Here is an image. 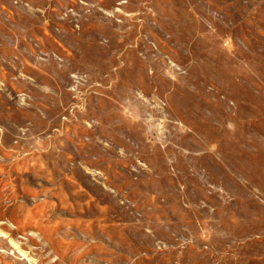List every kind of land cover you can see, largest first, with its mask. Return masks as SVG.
Here are the masks:
<instances>
[{"label":"rangeland","instance_id":"obj_1","mask_svg":"<svg viewBox=\"0 0 264 264\" xmlns=\"http://www.w3.org/2000/svg\"><path fill=\"white\" fill-rule=\"evenodd\" d=\"M0 264H264V0H0Z\"/></svg>","mask_w":264,"mask_h":264}]
</instances>
